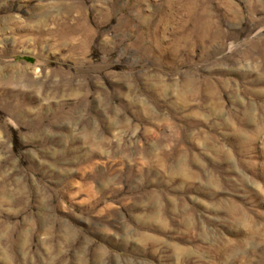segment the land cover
I'll list each match as a JSON object with an SVG mask.
<instances>
[{"label":"rangeland","instance_id":"374dc122","mask_svg":"<svg viewBox=\"0 0 264 264\" xmlns=\"http://www.w3.org/2000/svg\"><path fill=\"white\" fill-rule=\"evenodd\" d=\"M0 264H264V0H0Z\"/></svg>","mask_w":264,"mask_h":264}]
</instances>
